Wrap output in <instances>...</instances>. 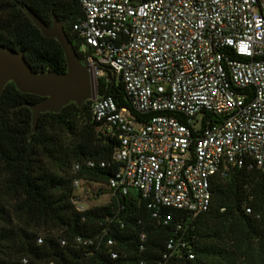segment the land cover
Returning a JSON list of instances; mask_svg holds the SVG:
<instances>
[{
	"label": "trees",
	"instance_id": "16d2710c",
	"mask_svg": "<svg viewBox=\"0 0 264 264\" xmlns=\"http://www.w3.org/2000/svg\"><path fill=\"white\" fill-rule=\"evenodd\" d=\"M31 14L48 26L62 21L81 59L73 32L84 17L80 0H0V45L22 52L38 74L67 72L60 43L45 37ZM97 91L140 121L116 77L98 79ZM43 100L13 82L0 94V264H264L263 172L230 168L213 178L207 212L166 208L155 218L140 192L109 188L119 142L93 120L91 100L42 113L33 132L29 105ZM77 178L107 186L111 200L81 210Z\"/></svg>",
	"mask_w": 264,
	"mask_h": 264
},
{
	"label": "built area",
	"instance_id": "2783aa9c",
	"mask_svg": "<svg viewBox=\"0 0 264 264\" xmlns=\"http://www.w3.org/2000/svg\"><path fill=\"white\" fill-rule=\"evenodd\" d=\"M80 4L73 32L81 60L97 80L121 81L140 116L97 89L91 98L93 120L119 142L114 193L137 190L155 218L166 208L200 214L210 209L217 174L264 173V0Z\"/></svg>",
	"mask_w": 264,
	"mask_h": 264
},
{
	"label": "water",
	"instance_id": "95a60500",
	"mask_svg": "<svg viewBox=\"0 0 264 264\" xmlns=\"http://www.w3.org/2000/svg\"><path fill=\"white\" fill-rule=\"evenodd\" d=\"M34 23L47 38L56 39L65 54L67 72L36 73L27 62L24 54L0 45V94L5 86L13 82L22 93L40 96L44 100L29 105L33 111V132L36 131L42 113L60 112L70 103L79 107L91 100L93 85L89 67L80 59L64 29V24L54 18L52 26L40 21L31 14Z\"/></svg>",
	"mask_w": 264,
	"mask_h": 264
},
{
	"label": "rangeland",
	"instance_id": "374dc122",
	"mask_svg": "<svg viewBox=\"0 0 264 264\" xmlns=\"http://www.w3.org/2000/svg\"><path fill=\"white\" fill-rule=\"evenodd\" d=\"M92 73L93 94L96 93L97 75ZM93 96V95H92ZM134 195H138L137 190H132ZM76 203L81 210L89 209L95 206L103 205L111 200L112 194L107 186H97L94 184L82 183V187L76 193Z\"/></svg>",
	"mask_w": 264,
	"mask_h": 264
},
{
	"label": "flooded vegetation",
	"instance_id": "af4514ba",
	"mask_svg": "<svg viewBox=\"0 0 264 264\" xmlns=\"http://www.w3.org/2000/svg\"><path fill=\"white\" fill-rule=\"evenodd\" d=\"M91 78H92V80H93L92 74H91Z\"/></svg>",
	"mask_w": 264,
	"mask_h": 264
}]
</instances>
